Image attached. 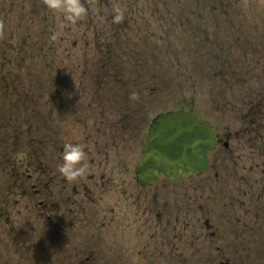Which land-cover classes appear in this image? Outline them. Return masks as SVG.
<instances>
[{"label":"rangeland","instance_id":"rangeland-1","mask_svg":"<svg viewBox=\"0 0 264 264\" xmlns=\"http://www.w3.org/2000/svg\"><path fill=\"white\" fill-rule=\"evenodd\" d=\"M213 1L0 0V264H264V119L234 205L205 178L134 180L156 113L235 95L224 65L264 79V0ZM227 16L238 33L202 30ZM37 174L54 226L35 225Z\"/></svg>","mask_w":264,"mask_h":264},{"label":"flooded vegetation","instance_id":"flooded-vegetation-1","mask_svg":"<svg viewBox=\"0 0 264 264\" xmlns=\"http://www.w3.org/2000/svg\"><path fill=\"white\" fill-rule=\"evenodd\" d=\"M209 2H214L213 0H209ZM210 9L212 11L215 10V5L211 4ZM223 22L218 21L217 23L208 22V26L205 29H202L204 33L208 36L216 35L217 33H225V37L232 36L242 28L240 26H234L236 24H244L241 19L238 17L227 16L223 18ZM222 23H225L226 30H221L220 26ZM217 24L218 26H215ZM217 27L219 29L218 32H212V28ZM247 36L244 31H241V35L239 32V36L237 37L240 40H244L242 36ZM251 37V36H250ZM221 72H225L228 76L229 72L232 74L230 77H234L238 79L239 82L233 81V84H237L235 88V95L230 98L221 97L217 105H214L212 102L211 105V96L208 100V104L206 106H202V109L196 108V101L193 102V113H195L199 118L205 119L209 121L211 127L215 130V141L216 146L215 149L208 153V168L201 175H193L192 177H188L189 179H207L206 185L204 187L211 186L216 190L215 194L219 195L220 199L223 200V206L227 204L234 205L238 200L237 192L240 183L237 179L238 176V168L237 163L233 161L235 158L236 151L242 150L243 146L246 145L248 134H255L260 131L259 128V120L264 119V79L263 80H250L245 81V75L242 70H237L232 67H228L224 65L221 67ZM247 78V77H246ZM227 80V79H226ZM224 80V81H226ZM229 83V81H227ZM211 93V91H210ZM215 95V94H214ZM213 96V95H212ZM208 108H205L207 107ZM230 119L234 122L231 125L223 126L221 120ZM238 123V125L236 124ZM8 141V140H7ZM6 141V142H7ZM235 155V156H234ZM22 161V160H21ZM39 166V165H38ZM135 168V166H134ZM135 175V174H134ZM186 176V175H185ZM184 176V177H185ZM187 177V176H186ZM31 175L27 178L31 180ZM183 177L180 179L182 180ZM134 180L136 182V177L134 176ZM179 180V181H180ZM166 181L168 183L175 184L178 181H170L166 178L161 179L157 184L153 186H140V187H154L158 185L160 182ZM46 182L42 184L39 175L37 174L33 177V183L30 185V188L33 190V195L35 198V205L41 206V210L36 213L35 225L38 226L41 222L47 221L50 224L53 220L52 214H45V207L54 211L55 206H59V203H51V205L46 204L45 198L46 196ZM47 183H55V178ZM202 184H198L195 186V189L198 190L202 187ZM201 188L206 189V188ZM66 189V186H64ZM200 189V190H201ZM199 191V190H198ZM68 192L71 194H79L80 192L76 188H69ZM56 200V199H54ZM63 203H69L68 199H63ZM76 204V203H75ZM79 207V205H78ZM232 220L233 218V211ZM226 217V212H225ZM204 226L211 231V235L213 237L216 236L214 229V223L210 220L212 216L204 217ZM216 220V216L215 219ZM55 224H53L54 226ZM5 243V242H4Z\"/></svg>","mask_w":264,"mask_h":264},{"label":"water","instance_id":"water-1","mask_svg":"<svg viewBox=\"0 0 264 264\" xmlns=\"http://www.w3.org/2000/svg\"><path fill=\"white\" fill-rule=\"evenodd\" d=\"M214 147L208 123L187 111H169L154 118L144 148L146 155L136 168L141 184H153L164 173L177 179L186 171L201 173L207 167V151Z\"/></svg>","mask_w":264,"mask_h":264}]
</instances>
